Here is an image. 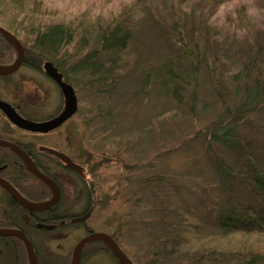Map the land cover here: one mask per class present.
Here are the masks:
<instances>
[{"label": "rangeland", "instance_id": "rangeland-1", "mask_svg": "<svg viewBox=\"0 0 264 264\" xmlns=\"http://www.w3.org/2000/svg\"><path fill=\"white\" fill-rule=\"evenodd\" d=\"M10 1L14 2L9 8L18 6L24 14H12L0 4V26L11 24L4 28L24 48L31 46L34 31L43 23L63 22L76 29L74 40L58 57L74 87L77 112L64 128L57 129L61 142L56 136L45 138L60 145L68 144L71 138L76 160L85 164L88 187L81 180L70 187L76 200L71 212L80 213L86 206V212L90 211L88 228L114 238L132 264H226L222 260H227L218 256L208 258L209 250L205 260L198 261L196 250L223 245L234 249L242 242L254 246L264 242V233L226 235L215 223L225 197L229 203H250L251 195L241 175L224 178L217 166L223 162L248 172L246 155H235L209 136L210 125L224 113L225 106L233 109L243 100L241 92H233L247 79L243 76L238 81L234 75L243 74L241 68L255 49L264 60V0ZM179 9L187 43L193 49V43L199 44L201 39L206 46L207 65H200L195 74L167 30L170 13ZM203 16L207 21L197 31L194 25ZM110 19L127 26L131 39L112 69L114 79L101 87L97 76L94 79L87 71H79L75 63L78 55L86 52V43L92 45V38L107 28ZM10 52L13 62L17 52L13 47ZM164 63H170L182 77L169 78L165 65L162 69ZM27 64L11 76L12 95L21 91V79L40 85L44 90L42 112L49 114L58 102L61 104V98L43 72ZM259 72H264L263 61ZM241 117L235 142L264 171V103L252 106ZM65 128L72 133L69 140H63ZM5 222L0 215V224ZM65 230V235L56 237L28 229L41 264H68L73 245L87 234L81 224ZM17 244L12 242L7 249L0 239V264L7 256L4 248L10 254ZM87 244L80 264H118L101 240ZM19 246L21 264H26L24 248L21 243Z\"/></svg>", "mask_w": 264, "mask_h": 264}, {"label": "trees", "instance_id": "trees-1", "mask_svg": "<svg viewBox=\"0 0 264 264\" xmlns=\"http://www.w3.org/2000/svg\"><path fill=\"white\" fill-rule=\"evenodd\" d=\"M209 1L218 3L222 0ZM11 2L14 1L0 0V4H3V7L6 9L8 8V11H11L12 14L22 13L23 10L21 11L18 6L11 5L9 8V3ZM178 11L181 12L179 9L176 12L170 13L171 16L168 19L167 30L178 44L183 56L190 62V72L195 74L200 65H204L205 62V65H207V58L205 57L206 46H204V42L199 39L200 43L197 44L196 41L193 43V49L191 48V45L187 43L185 38L183 19L182 16L177 15ZM22 14H24V12ZM201 14L205 13L202 12ZM114 19L109 20L107 28H105L97 38H92V45H89V42L86 43V52L83 53V55H78V61L75 63V67L76 69L78 68L79 71L85 70L92 75L93 78L94 76H97V85L101 87L104 84H107L110 79H114V77H111L113 74L112 69L117 66L120 54L127 48L131 39L129 28L123 23H120L121 21H113ZM205 21L207 20L204 19L203 16V18H200V20L196 22L194 28H196L197 31L200 30L203 24H205ZM42 25V27L34 31L31 46L24 48L25 61L31 65V67L41 70L43 64L42 60H48L52 62L58 70L63 72V75L67 80L68 78L65 73L64 63L62 59L58 57V53L63 47L74 40V37L77 35L75 32L76 29H71L63 22L47 25L43 23ZM4 27L9 29L11 24L5 22ZM80 37V39L83 40L82 36ZM84 40L82 42L83 45ZM11 48L10 44L0 35V53H3L2 59L4 61H10ZM257 54L258 50L255 49L254 56H248L246 63L241 68L243 74L234 75L235 79L238 81L239 79H242L243 76L247 79L241 89L237 86L233 92V94L241 92L243 100L233 109L229 106H225L224 113H222L209 128V136L211 140L230 149L235 155L241 158L246 155L245 163L248 162V172H241L232 169L228 164L223 162L217 164L216 162L218 172L222 177H238V175H241L247 186L248 193L251 195L250 203L242 201L229 203L227 197L221 202L220 208L217 209V216L215 215V223L223 230L222 233L226 235L238 234L243 235L244 237H249L254 235L255 232L260 234L264 233L262 232L264 231V171L258 169L255 161L249 160L247 150H245L244 147L241 149V146H238L235 142L234 137V132L238 125L237 121L242 118L241 116L244 112L251 109L254 105H262V103H264V72H259L260 61H263L264 64V60H261ZM212 62H214V59H212ZM167 63L163 64L162 69L165 65L167 70L164 73L169 78L177 80L179 77H182L174 72L173 68L169 65L170 63ZM180 65H182V62L179 61L178 66ZM68 69H72V67L70 66ZM253 70L256 72H253ZM210 71L211 70L208 72L209 74ZM250 78L252 79L251 84L247 85ZM10 214L11 217L6 219V222L2 226L22 228L23 218L21 210L11 208ZM40 221L42 223L45 222L44 220ZM8 242L18 243L16 246L13 245L15 250L12 255L14 264H21L22 255L17 252L21 251L19 241L13 239L11 241L8 240ZM247 242H242L240 246H237L234 249L226 248L224 245L219 249L213 248L211 249L212 251L210 250V247H204L203 249L200 248L196 250L199 254L197 260L204 261L206 256L205 252L209 250L208 258L212 260H215L218 256L219 259H226L230 264H264V242L260 245L257 244L256 246L252 243L248 244ZM226 255H228L229 258L226 257ZM222 261L227 264V261ZM147 264L158 263L149 261ZM195 264L200 263L197 262Z\"/></svg>", "mask_w": 264, "mask_h": 264}, {"label": "flooded vegetation", "instance_id": "flooded-vegetation-1", "mask_svg": "<svg viewBox=\"0 0 264 264\" xmlns=\"http://www.w3.org/2000/svg\"><path fill=\"white\" fill-rule=\"evenodd\" d=\"M2 55L3 53H0V65L9 64L11 61H4L2 59ZM25 64H27V62L25 61L24 50V59L21 66H24ZM28 65L29 64H27V67H29L30 69H34L33 67H31V65ZM21 66L19 68H21ZM18 69L12 73L0 75V100L6 102L11 107H13L14 110L22 117L34 121L47 120L53 117L54 115L58 114L64 105V99L62 98V95L57 85L50 78H48L49 82L53 84L56 91L58 92V95L61 98V104L58 102L56 104L55 110L49 114L42 112V104H44L42 102L44 90L40 87V85H34L30 81L21 79L19 80L21 91H18L17 96L12 95V91L10 89V80L11 76L15 72H17ZM61 73L63 75V72ZM63 79L67 81L64 75ZM72 116L66 119L60 126L55 129H52L47 132L34 133L21 129L12 124L6 118L3 111L0 109V139L16 144L23 151V153L31 159L34 165L42 173L50 177L56 183L59 191V197L57 201H55L43 211L35 212L31 210L28 211L22 208L12 197H10V195L5 191V189L0 186V195L3 196V201H0V209L14 208L15 210H24L29 216L27 220L28 225H31L32 222L35 223V221L36 223H40V220H44L45 226L42 228H46L48 232H51L55 236L58 234L59 237L66 234L64 233V231H66L65 229L69 227H74L79 224H81L84 230H87V232L91 230L86 225L85 220L81 218V216L86 213V206H84L82 209L84 214H80V216L74 215L70 211L72 210L71 206H76V200L72 194L73 188L71 190L70 187L75 184L76 180H81L88 187L87 182L85 181V167L82 165L84 163L82 162L81 164L80 161L76 160V147L75 144L72 143V139L70 138L72 134L71 131H68V129L65 128L67 132H69V135L66 133V130H64L65 133L63 134V140L67 139V137L68 140L70 138L68 144L65 142L66 144L60 145L56 143V140H45L47 136H56L57 140L61 142L59 140L60 134L56 133L57 129L64 128L67 123L71 120ZM41 137H44V141L40 140ZM48 149L56 150L60 153H63L66 157L69 158V160L73 161L74 163H77L81 166V168L83 167V171H75L66 167V164L63 162V160L60 157L54 155ZM25 167L26 166L24 164V161L19 155V153H17L15 150L0 145V178L7 180L28 201L44 202L49 200L50 197L53 195L52 189L46 186L32 173L28 172ZM87 245L88 244H85L83 246L81 254ZM35 253L36 264H41V257L39 255L38 250H36Z\"/></svg>", "mask_w": 264, "mask_h": 264}, {"label": "water", "instance_id": "water-1", "mask_svg": "<svg viewBox=\"0 0 264 264\" xmlns=\"http://www.w3.org/2000/svg\"><path fill=\"white\" fill-rule=\"evenodd\" d=\"M0 34L4 36L9 43L15 48L17 54L14 59V61L7 66H0V74H8L13 71H15L22 63L23 61V47L20 45L19 41L16 39V37L8 30L4 29L0 26ZM44 69L46 73L56 81V83L59 85L63 96L65 98V106L63 110L56 115L55 117L42 121V122H35L30 121L27 119L22 118L19 116L12 107H10L7 103H4L0 101V108L4 111L6 116L17 126L31 130V131H39V132H46L50 129L55 128L59 124H61L68 116H70L76 109V99L73 93V90L70 85L64 83L61 81V75L57 73L56 69L51 65L50 62H46L44 65ZM0 145H4L6 147H9L13 150H15L17 153L20 154V156L23 158L24 163L27 167V169L33 173L35 176H37L39 179H41L45 184H47L49 187L53 190V196L50 200L44 202L41 205H35L30 202H27L16 189L10 185L7 181L0 179V185L4 187L8 193L22 206L27 208L28 210L33 211H39L46 209L51 204H53L55 201H57L59 197V191L56 184L50 179L49 177L43 175L38 169L35 167V165L32 163V161L13 143L0 140ZM52 153H54L57 156H60V158L65 162L66 166L79 171V167L71 162L67 157H65L63 154L55 152L50 150ZM86 217V215H85ZM0 235H11L19 238L26 250V253L29 257L28 264H35V254L32 248V245L27 238V236L18 229H11V228H0ZM93 239L101 240L108 249L112 252V254L117 258L118 262L120 264H132L131 261L128 259V257L123 253V251L119 248V246L116 244V242L106 233L104 232H90L86 237L79 240L76 245L73 248L72 257H71V264H79L80 261V251L83 247V245L86 242H89Z\"/></svg>", "mask_w": 264, "mask_h": 264}]
</instances>
